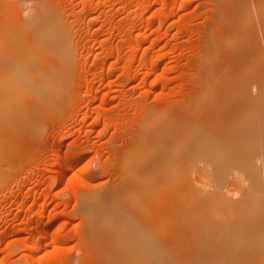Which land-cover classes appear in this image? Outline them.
Masks as SVG:
<instances>
[{"label": "rangeland", "instance_id": "obj_1", "mask_svg": "<svg viewBox=\"0 0 264 264\" xmlns=\"http://www.w3.org/2000/svg\"><path fill=\"white\" fill-rule=\"evenodd\" d=\"M256 1L0 0V28L9 13L18 21L34 16L39 7L55 10L72 51L65 90L59 94H39L33 85L12 92L0 90V94L7 93L0 100L2 105H33L27 114L29 124L11 126L13 130L2 140L0 264H82L92 242L94 247L98 245L96 254L119 259L125 238H118L114 230L116 238L112 234L111 241L122 244L118 243V255H113L111 250L106 252L109 247L107 241L102 242L103 235L93 234L99 223L107 225L109 217L117 223L110 213L99 217L101 202L112 196L120 208V220L129 229L139 226L144 213L152 211L159 227L165 221L181 223L184 234L182 217L193 216L187 207L192 205L197 217L202 206L198 196L204 195L206 187L212 190L221 176L232 201L240 200L247 191H258L248 213L264 216L259 210L264 209L260 207L264 204L263 155L256 158L263 169L257 185L251 183V173L238 158L242 157L240 151L225 167L214 158L205 162L199 156L186 158L188 162L181 167L168 162L180 158V152L188 148V139L161 138L166 134L163 121L176 116L181 129L191 135L196 127L190 116L179 114L194 104L225 102L224 84L236 85V73L250 76L262 64L258 50H263L264 59V10ZM19 9L23 11L17 15ZM214 66L215 76L209 78L213 86L204 93V70ZM35 72L34 65L26 70L30 81ZM256 90L253 85L252 93ZM31 98V104L24 103ZM155 155L162 157L159 180ZM180 175L189 178L187 189L175 181ZM192 195L201 201L200 206ZM105 207L113 206L107 202ZM175 210L179 219L171 214ZM199 221L200 229L204 221ZM214 224L206 231L209 249L200 252L211 264H257V260L264 264V225L257 235V230L236 231L228 220L223 226ZM101 242L106 246L98 253ZM31 245L38 250L29 252ZM102 263L115 262L95 264Z\"/></svg>", "mask_w": 264, "mask_h": 264}, {"label": "bare ground", "instance_id": "obj_2", "mask_svg": "<svg viewBox=\"0 0 264 264\" xmlns=\"http://www.w3.org/2000/svg\"><path fill=\"white\" fill-rule=\"evenodd\" d=\"M257 3L259 4L260 10L263 11L264 0H258ZM22 11L19 9L17 15ZM262 13L264 16V11ZM33 15L34 16L31 15L32 17L30 18L24 16L27 18V20L20 17V20L13 21L15 18L12 20L11 17L13 16L10 17L9 13V19H4L6 20L5 24L2 22L3 25L0 28V90L3 91L1 92H12L15 91L16 88L24 85L30 87L32 85L35 86L39 94H54L55 92L58 93L65 90L63 87H65L64 82L66 80V72L68 71L72 62V51L63 33V31H66L62 28L64 25L57 12L50 8L46 9V7H39V10H36ZM258 51L260 59H262V64L258 67L256 66L257 68L253 74L250 76L246 74L245 76V73L243 74V72L236 73L234 78L236 79L237 76L239 83L237 82V84L234 86L228 82L226 84L223 83L225 85V89L227 90L225 102H208V104H205L206 106L202 104H188L191 107L193 105V107H190L191 109H188L185 112L182 111L179 114V116H183L185 114L190 116L193 126L196 127H193L194 130L192 131L191 135L186 132V129H181L180 122L177 121V116L175 118L167 117L169 118L168 121L166 120L167 122H164L165 120H161L164 123L163 130H166V134H162L161 138H171L170 141H178L183 139H188L189 141L188 148L180 152V158L177 159V157H174V159L172 158L173 160L170 158L171 160L168 162L169 164H177L183 167L188 162L186 161V158L189 157V160H193L192 157L199 156L205 162H208L211 159L213 160L214 158L218 163L225 167V164L228 162L233 160L235 161L236 157H234V154L236 151H240L242 153V157L238 158L243 159L244 165L251 173V183L253 181L258 185V179L259 176L262 175L260 173H263V169L261 170V167L256 164V158H259L261 155L264 157V59L262 58L263 50ZM32 65L35 66L36 72L35 79L33 78V81H30L29 74L26 73V70H28ZM215 70V66L214 68L210 67L204 70V74L207 76V83L203 85L205 86L204 93L213 86V82L212 80H209V78L215 76ZM234 74L235 72L233 75ZM235 83L233 82V84ZM253 85L258 89L254 94L252 93L253 90L251 91ZM30 87L25 88L31 91ZM5 94L7 93L0 94V100L3 99ZM202 98L205 99V96ZM32 99L33 98L25 99L24 103L31 104ZM48 102L52 103V99H48ZM189 106L187 107L189 108ZM32 107L33 105L17 107L13 105L0 104L1 154L3 151V148L1 149L2 140H5L4 137L8 133V130H13L11 126H15V124L28 123V119L31 118L28 117L27 114L31 111ZM174 114H176V109ZM157 122L159 121L157 120ZM154 123L156 124V122ZM195 129H197V132ZM11 132L12 131H9V133ZM154 134L156 133L154 132ZM139 148L141 149V147ZM161 158L162 157L160 155H155L154 158L155 177L158 180V174L162 170L160 168V163L162 161ZM202 167L204 168V166ZM222 179L223 177L221 176V179H218L217 182L215 181L216 183L212 184L213 189L210 188L212 190H209L206 187L207 190L203 193L204 195L198 196V200H201L202 204L201 201L197 202L198 200L195 199L197 197L192 195V199L194 197L195 200H193L196 202V204L199 203L198 206H200V204L202 206H200L199 212L197 211V217H194L196 213L192 211L194 207L192 208V205L187 207L188 210L190 209L189 211L193 213V216L191 219H187L186 215L182 217L184 226L187 230V232L184 234L183 225L181 223L173 225L170 222L165 221L164 226L159 227L155 216L156 214H153L152 211L149 213H144V218L140 219L141 221L139 220L141 224L139 223V226H136L133 230H131L125 222L120 220L122 214L120 212V208L114 205V196L105 199L100 204L101 213L99 217L102 218L107 216L106 214L110 213L115 219H117V223L114 224V222H112L111 218L109 217L106 226H101L99 223L93 230L94 235H103L104 238L100 236L103 241L98 238L99 242L102 241L103 243H106L107 241L106 245L111 248L105 249L106 245L104 246L101 242L100 244L102 247L100 250L97 249V251L99 250L98 253H100L104 249L106 252L107 250H111L113 255L117 252H120L118 251L119 249H117V247H119V245L122 243L117 240L111 241L114 235V230L117 232L116 236H120L118 238H125L123 240L124 242L122 241L123 245H126L124 247L125 249L120 252L121 257L118 256L119 259L116 258L114 261L110 259H114V257L117 256L110 257L109 259L105 256H101L100 254H96L95 247L98 245L95 243L97 246L95 245L94 247V242H92L91 246H89V249L91 250L87 251V258L85 257V260L82 264H95L97 261L105 263L115 262L114 264H121L123 262H128L130 264H211L212 260L200 252H205L209 249V242H207L206 234L209 231L211 226L210 224L212 222L214 224L216 221L214 225L219 224V226H223L224 221L228 220L231 223L230 225L234 227L236 231L257 230V235L259 232H262L260 230L264 225V216L258 215L256 213L253 216L254 213L252 214L251 210V214L248 213V210L251 208L250 206L253 204V197L258 191H256L255 194L254 191H247L240 200L232 201V197V200L229 199L228 194L226 195L227 192L224 191L225 187L223 186ZM175 181L177 184L181 185V187H186L188 185L187 183H189V178L186 175H180L176 177ZM250 186L252 187V185ZM187 188L188 186L186 189ZM190 188L192 189V187ZM253 188L255 189V186H253ZM256 188H259V191L261 190L260 186ZM195 189L197 190V188ZM197 195L198 194H196V196ZM107 202L112 204L113 207L111 209L105 207ZM258 204L255 206V208L259 207ZM262 204H260V207H264V204L263 206ZM98 207L100 206H97V208ZM258 209L259 208H257V210ZM259 210H263L264 213L263 208ZM254 211L255 210H253V212ZM257 213H260V211H257ZM171 214H174L176 219L180 218V214L177 213V210L172 211ZM205 216L207 219L204 218ZM219 218L222 220H219ZM195 219L200 220L198 223H202L204 221L203 227L200 226L199 229L197 227L198 224H196L197 220L195 221ZM222 230L223 229L220 231ZM130 237H132V239ZM108 241L110 242L108 243ZM27 250L31 252L38 250V248L37 246L35 247V245H31L27 247ZM113 250L114 252H112ZM89 252H92V255H89ZM257 264L261 263L257 260Z\"/></svg>", "mask_w": 264, "mask_h": 264}]
</instances>
